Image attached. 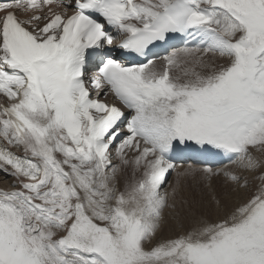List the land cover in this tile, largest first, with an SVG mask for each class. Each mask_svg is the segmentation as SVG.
<instances>
[{"label":"snow or ice","instance_id":"1","mask_svg":"<svg viewBox=\"0 0 264 264\" xmlns=\"http://www.w3.org/2000/svg\"><path fill=\"white\" fill-rule=\"evenodd\" d=\"M0 101V264H264V0H0Z\"/></svg>","mask_w":264,"mask_h":264},{"label":"rangeland","instance_id":"2","mask_svg":"<svg viewBox=\"0 0 264 264\" xmlns=\"http://www.w3.org/2000/svg\"><path fill=\"white\" fill-rule=\"evenodd\" d=\"M256 153V152H255ZM174 176L175 175H172L170 178H169V183L168 184H170V182L172 181V179L174 178ZM168 184H167V186H168ZM195 184V185H194ZM192 186H193V188H192ZM197 186L199 187V189L197 188ZM202 186V187H201ZM220 186H223V185H220ZM169 187V186H168ZM167 187V188H168ZM173 187V186H172ZM186 187L187 186H180V187H178V191H177V196H182V194L183 193H190V191H191V193H192V195L191 196H195V198H197L196 199V201H203L207 206L208 205H212V207L215 205L214 203H215V201L212 199V196H213V194H214V192H213V187H214V185L213 186H208V185H206V184H197V183H195V182H192V185L190 186V188H188L189 190H187L186 189ZM232 187V186H231ZM231 187H227L226 185H224L222 188L223 189H217V191L218 192H216L215 193V196L216 197H218V199H220L221 201H225V199L224 198H222V197H227L228 199V202H229V204H230V207H232V208H235L236 206H238V205H240V204H242L243 202H245L249 197H250V195L255 191V187H253V188H251V189H248V190H245V189H240V188H238L239 189V191L237 190V187L235 186V185H233V187L231 188ZM185 188V189H184ZM203 188V189H202ZM165 189H166V187H165ZM185 191H184V190ZM194 189H195V191H194ZM229 189H230V191H229ZM198 190V191H197ZM202 192H201V191ZM224 190V191H223ZM229 191V192H228ZM182 192V193H181ZM199 192V193H198ZM221 194H220V193ZM227 192V193H226ZM195 193V194H194ZM181 194V195H180ZM201 196H200V195ZM190 195V194H189ZM198 195V196H197ZM200 196V197H199ZM239 196V197H238ZM203 198V199H202ZM205 199V200H204ZM178 201V200H177ZM227 202V201H226ZM232 205H234V206H232ZM215 207H216V205H215ZM215 207H213V208H215ZM168 210V209H167ZM168 214V212L166 213V215ZM213 219H215V217L213 218ZM180 229V228H179ZM177 230L178 232H181L180 230Z\"/></svg>","mask_w":264,"mask_h":264},{"label":"bare ground","instance_id":"3","mask_svg":"<svg viewBox=\"0 0 264 264\" xmlns=\"http://www.w3.org/2000/svg\"><path fill=\"white\" fill-rule=\"evenodd\" d=\"M254 155H256V156H258V157H260V158H262V159H264V152H256V153H254ZM235 171H237L238 173H240V172H242V170H240V169H234ZM172 175H175L174 176V178L172 179V181L170 182V184H168V186H167V184L164 186V187H166V191H168V192H171V187L175 184V181H176V174L175 173H171L170 175H168V177H167V180H169V178L172 176ZM249 175H251V174H249ZM172 178V177H171ZM14 179V178H13ZM192 182H194V181H192L191 179H188L186 182L185 181H182V183H181V187L182 186H187L186 187V189L187 190H189L188 188H190V186L192 185ZM256 184H258L259 182L258 181H256L255 182ZM195 185V184H194ZM201 185V184H200ZM204 185V184H203ZM214 185V187H213V192H214V194L216 193V192H218L217 191V189H223L222 187L224 186V185H226L227 187H233V185L231 184V182H221L220 180H214L213 182H212V184H211V186H213ZM220 185H223V186H220ZM179 186V187H180ZM168 187V188H167ZM202 187V186H201ZM231 187V188H232ZM192 188H193V186H192ZM197 188L199 189V187L197 186ZM178 189V188H177ZM185 189V188H184ZM183 189V190H184ZM191 189V188H190ZM203 189V188H202ZM237 190L239 191V189L237 188ZM178 191V190H177ZM185 191V190H184ZM190 191V190H189ZM192 191V190H191ZM191 191H190V193H183L182 194V196H177L176 197V200H178L177 201V203H179L181 200H189V201H192V200H196L197 198H195V196L193 195V196H191L192 195V193H191ZM194 191H195V189H194ZM198 191V190H197ZM201 191V190H200ZM224 191V190H223ZM229 191H230V189H229ZM228 191V192H229ZM196 192V191H195ZM202 192V191H201ZM182 193V192H181ZM199 193V192H198ZM220 193V192H219ZM227 193V192H226ZM190 194V195H189ZM195 194V193H194ZM221 194V193H220ZM181 195V194H180ZM200 195V194H199ZM198 196V195H197ZM201 196V195H200ZM199 196V197H200ZM219 197V196H218ZM217 197V198H218ZM239 197V196H238ZM222 198H224L225 199V202L227 201V203H228V206H229V209H233L232 207H230V204H229V202H228V198L226 197H222ZM203 199V198H202ZM205 200V199H204ZM170 203H171V200H170ZM215 204V203H214ZM209 207H211V208H213V207H215V205L212 207V205H208ZM232 206H234V205H232ZM175 210L174 209H166L165 210V215H166V213L168 212V214L169 213H171V212H174ZM166 215V216H168V219H169V224L170 225H172L173 227L170 229L168 226H166L165 227V231H164V233H163V235L164 236H174L176 233H178V229L180 228V227H178V226H176V221L175 220H173L169 215ZM215 217V216H214ZM213 217V218H214ZM180 231H183V229L182 228H180L179 229Z\"/></svg>","mask_w":264,"mask_h":264}]
</instances>
